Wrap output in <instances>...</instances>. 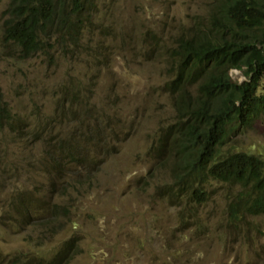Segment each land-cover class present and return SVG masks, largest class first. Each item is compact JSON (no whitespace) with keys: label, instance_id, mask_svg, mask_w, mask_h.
<instances>
[{"label":"rangeland","instance_id":"374dc122","mask_svg":"<svg viewBox=\"0 0 264 264\" xmlns=\"http://www.w3.org/2000/svg\"><path fill=\"white\" fill-rule=\"evenodd\" d=\"M219 1L97 0L96 18L113 27L86 37L78 54L55 48L49 62L40 52L13 56L3 40L11 0H0V90L4 106L27 118L18 139L0 117V253L38 249L49 257L75 236L66 264H264V213L230 218L235 189L215 179L209 200L193 201L174 181V151L158 152L162 123L175 122L182 106L179 91L166 92V61L177 38L206 21ZM230 74L246 79L238 69ZM199 85L190 87L194 98ZM70 87L84 99L74 100L79 110L53 103ZM85 117L121 133L114 153L94 170L58 169L67 151L81 159ZM231 140L264 156V118ZM26 195L41 215L12 225V203Z\"/></svg>","mask_w":264,"mask_h":264},{"label":"trees","instance_id":"16d2710c","mask_svg":"<svg viewBox=\"0 0 264 264\" xmlns=\"http://www.w3.org/2000/svg\"><path fill=\"white\" fill-rule=\"evenodd\" d=\"M97 10V0H11L3 40L20 59L40 52L52 62L55 48L75 55L84 50L86 37L113 27V23H100ZM166 65L172 71L169 91L180 92L182 106L175 122L162 123L158 134L163 146L158 152L163 158L168 145L174 151V181L190 189L189 198L195 202L207 199L212 179L230 184L227 188L235 189L230 204L235 202L237 214L264 213V158L251 147L239 149L229 138L234 130L243 131L245 137L255 119L264 116V85L260 87L264 77V0H220L206 21L178 38ZM232 68L242 69L250 79L240 84L231 81L228 71ZM197 83L200 94L193 102L186 86ZM73 84L79 85L77 81ZM76 96L74 87L61 89L53 103L79 110L74 100L83 105L84 99ZM0 116H20L4 106L1 90ZM88 118L82 122L79 152L84 165L94 170L96 165L101 167L107 154L114 153L111 143L119 140L121 133L109 132L107 125L87 122ZM8 126L14 127L13 123ZM35 202L33 195L17 196L12 205L24 215L30 208L39 211Z\"/></svg>","mask_w":264,"mask_h":264},{"label":"clouds","instance_id":"9594fccd","mask_svg":"<svg viewBox=\"0 0 264 264\" xmlns=\"http://www.w3.org/2000/svg\"><path fill=\"white\" fill-rule=\"evenodd\" d=\"M187 32H185V33H187ZM178 38H177V40H178ZM173 49H174V46H173L172 50ZM232 69L240 70L245 75L246 79L244 81L250 79L249 75H247V73L243 72V70H246L245 66L243 67V70L239 69V68H232ZM232 69H229V71H228V74H229V77H230L231 81L237 82L239 84L243 83L244 81L243 82H238V81H234L232 79L231 74H230V71ZM169 76L170 77L172 76V71L171 70L169 72ZM262 79H264V77ZM186 91H188V94L191 96V98H192V100L194 102V98L192 96V93H191L189 85L186 86ZM166 92H168L169 94L171 93L169 90H167ZM11 112H13V111L11 110ZM18 115H20V114H18ZM20 116H22V115H20ZM20 116H18L17 119L10 118L8 116L7 117H2V119L6 120V122L8 124L9 123H13L14 127H9V126L8 127L13 131L14 135L17 136L18 139H23V133H24V131L27 128V126H26L27 119H25V117L22 118L23 116L22 117H20ZM263 118H264V116L257 117L255 119V121L253 122L252 126H251L252 129L249 130V131H253V129H254L256 123H257V120L263 119ZM248 132H246L245 134H247ZM242 133H243V131H241V130H234V131L230 132L229 138L231 140L234 135H237V134L241 135ZM262 157L264 158L263 155H262ZM54 164L56 165V167L58 169L61 168V167H66V168H71V169L76 170V171H79V170H82V169L87 170V167L84 165L83 162H81V159L79 157H77V156H74L73 153H68V151H67V157H66V159H65V161L63 163H54ZM211 184H212V181H211ZM227 185H230V184H227ZM53 186H54V183H51V188ZM209 195H210V190H209V193L207 194V199L205 201L209 200V198H208ZM233 198H234V196H232L231 199L228 202V211H229L230 218H234V217H236L238 215L237 214V210H236L235 202L230 204L233 201ZM205 201H203V202H205ZM34 204L36 205V202ZM38 209H39V211H32V208H30L27 211V213L23 215V212L21 210L13 207L11 209V211H10V214L12 216H14V218L17 217L18 220H16V221H14L13 219L10 220L11 224L15 225V226H17V225L19 226V225L23 224L24 222L28 223V224H32V222H30V219L41 215L40 214V208L38 207ZM244 213H246V212H242L241 214H244ZM258 214H262V213H258ZM74 238H75V236L70 238V239H68V240H66V242L61 246V248L54 255L49 256V257L45 256L38 249L29 251V252H23V251L4 252V251H1V253H0V264H66L67 261L69 260L70 256H71L70 255V246H71Z\"/></svg>","mask_w":264,"mask_h":264}]
</instances>
